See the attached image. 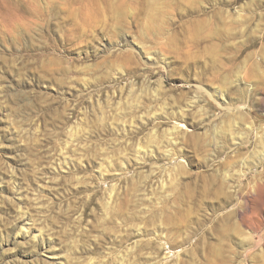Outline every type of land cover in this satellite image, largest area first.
<instances>
[{
  "label": "rangeland",
  "instance_id": "rangeland-1",
  "mask_svg": "<svg viewBox=\"0 0 264 264\" xmlns=\"http://www.w3.org/2000/svg\"><path fill=\"white\" fill-rule=\"evenodd\" d=\"M262 95L264 0H0V264H264Z\"/></svg>",
  "mask_w": 264,
  "mask_h": 264
},
{
  "label": "bare ground",
  "instance_id": "bare-ground-1",
  "mask_svg": "<svg viewBox=\"0 0 264 264\" xmlns=\"http://www.w3.org/2000/svg\"><path fill=\"white\" fill-rule=\"evenodd\" d=\"M260 102L262 104H264V96L262 95V97L260 98ZM257 136L259 137L258 143H257V147L259 148L258 151H256L257 155H258V159L259 162H257L258 166L259 164L261 165L262 161H264V127L262 126L260 128V130L257 132ZM233 138V137H232ZM254 167H256V163L253 165ZM262 171V170H261ZM262 173V172H261ZM252 188V187H251ZM254 188V187H253ZM263 190H264V169H263ZM256 190H249L246 192V194L243 197V202L245 204V206H248L249 203H252V201L250 200V197L252 196L253 193H255ZM253 200V199H252ZM250 206V205H249Z\"/></svg>",
  "mask_w": 264,
  "mask_h": 264
}]
</instances>
